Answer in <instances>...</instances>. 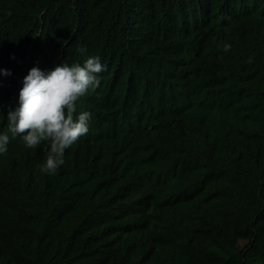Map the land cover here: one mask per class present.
<instances>
[{"label":"trees","instance_id":"16d2710c","mask_svg":"<svg viewBox=\"0 0 264 264\" xmlns=\"http://www.w3.org/2000/svg\"><path fill=\"white\" fill-rule=\"evenodd\" d=\"M89 56L65 163L0 158V264H264V0H0V109Z\"/></svg>","mask_w":264,"mask_h":264},{"label":"clouds","instance_id":"9594fccd","mask_svg":"<svg viewBox=\"0 0 264 264\" xmlns=\"http://www.w3.org/2000/svg\"><path fill=\"white\" fill-rule=\"evenodd\" d=\"M230 48L224 45V51ZM104 71L106 66L99 56H89L83 65L63 62L48 71L33 67L23 78L19 98L12 97L11 102L19 101V106L15 110L0 109V158L10 154L13 143L29 149L46 143L48 150L40 171L54 175L65 163V150L94 124L90 112L82 111L78 116L74 113L77 101L99 88V74ZM3 74L11 75L6 70Z\"/></svg>","mask_w":264,"mask_h":264},{"label":"bare ground","instance_id":"6f19581e","mask_svg":"<svg viewBox=\"0 0 264 264\" xmlns=\"http://www.w3.org/2000/svg\"><path fill=\"white\" fill-rule=\"evenodd\" d=\"M194 42H195V41H194ZM194 42H193V43H194Z\"/></svg>","mask_w":264,"mask_h":264}]
</instances>
